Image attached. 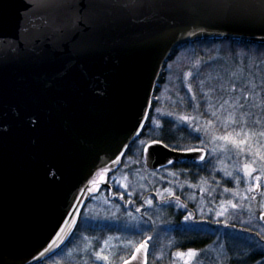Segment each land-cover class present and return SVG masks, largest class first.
I'll return each instance as SVG.
<instances>
[{"label": "water", "instance_id": "95a60500", "mask_svg": "<svg viewBox=\"0 0 264 264\" xmlns=\"http://www.w3.org/2000/svg\"><path fill=\"white\" fill-rule=\"evenodd\" d=\"M261 36L264 0H0V264H37L68 241L92 180L142 132L173 48ZM143 149L149 170L206 157Z\"/></svg>", "mask_w": 264, "mask_h": 264}, {"label": "rangeland", "instance_id": "374dc122", "mask_svg": "<svg viewBox=\"0 0 264 264\" xmlns=\"http://www.w3.org/2000/svg\"><path fill=\"white\" fill-rule=\"evenodd\" d=\"M211 47L202 44L192 51H177L167 61L169 54L162 65L155 86L158 90L154 89L142 132L129 145L118 169L104 174L110 194L103 189L98 191L100 185L95 187L96 192L86 203L67 243L37 264L58 252L46 264H104L94 257L101 248L114 264H122L120 258L128 259L150 229L158 230V236L153 239L149 264H160L162 257L168 264H184L176 254L188 249L199 253L191 264H231L233 259L239 263L248 255L255 256L256 264L264 261V240L256 235L264 234V224L257 218L264 211V136L250 135L241 146L243 151L215 139L226 134L223 120L232 111L233 99L244 96H248V101L244 109H236L237 119L260 121L245 131L264 130V57L252 47L232 49L224 43L217 44L212 52ZM223 100H228V104L221 108ZM212 111L221 117L219 121L211 115ZM243 112L251 115L242 117ZM181 116L191 118L187 128L179 120ZM178 128L186 129L190 138L199 136L196 146L207 151L202 165L194 168L193 173L177 166L147 169L143 145L163 129L166 141L180 145L171 138ZM194 128L200 132L192 131L189 135ZM245 164L255 169L251 175L245 174ZM256 185L259 190L254 192ZM148 200L152 201L151 206ZM176 231L182 239L197 236L198 247L175 249L168 234L173 236Z\"/></svg>", "mask_w": 264, "mask_h": 264}, {"label": "snow or ice", "instance_id": "6c2138e0", "mask_svg": "<svg viewBox=\"0 0 264 264\" xmlns=\"http://www.w3.org/2000/svg\"><path fill=\"white\" fill-rule=\"evenodd\" d=\"M261 40H264V36L260 37ZM234 87V86H233ZM253 88H255V85H252ZM264 90V89H262ZM189 91H192L191 87H189ZM248 91H251L250 89H248ZM255 93H253L254 95ZM248 101V96H244L243 99L240 98H234L233 99V104L231 105L232 107V111L227 113V116L224 118L223 120V128L226 132L225 135L222 136H217L215 137V139L217 140H223L228 144H231L233 147L239 149L240 151H243L242 149V145H245L248 142V139L250 138V135H260V136H264V130L259 131L258 133L256 132H249V131H245L246 128H251L252 125L254 124H258L260 123V121H251L249 122L248 120L245 119H237V113H236V109H244L246 107V102ZM228 104V100H223L221 103V108L224 107V105ZM209 107H212V105H209ZM252 107H256V105H252ZM16 115L19 117L20 113L16 112ZM211 115L213 117H215L218 121L221 119L220 116L217 115L216 111H212ZM251 113L249 112H243L241 113L242 117H247L250 116ZM191 118L188 116H181L179 117V120L181 122L184 123L185 128H187V122L190 120ZM27 122L29 124V126L35 128L39 125L40 123V117L38 114L36 113H32L29 114L27 117ZM212 122L209 121V124H211ZM160 125L157 124V127H159ZM231 127L232 131L228 132L227 129ZM236 127L240 128V131H236ZM8 128L5 127L2 123H0V135H2L3 133L7 132ZM192 131L199 133L200 129L199 128H194L191 131H189V135L192 134ZM243 136L242 139H237L236 137H241ZM196 139H199V136H196ZM143 144V141L141 142ZM157 144H162L163 147L165 148H169L170 151H183L185 153H200L203 150L200 148H195V147H185V148H181L179 145H175V146H170L168 144H163V142L159 139H153L151 141L150 144H148L147 146L144 147L143 151L144 152H148L149 148H151L153 145H157ZM199 160L200 161H204L205 160V156L204 155H200L199 156ZM168 164H173L174 161L169 159L167 161ZM245 168V174L246 175H251L253 171H255V169H249L248 165L245 164L244 165ZM107 171V169H104L103 171H101L98 174V179H93L92 180V185L93 188L95 189V187H97L99 185V183L103 182L104 180V173ZM53 177L55 176L54 173H52ZM226 175L230 176L231 173H226ZM257 180L260 179V177H256ZM122 187L127 188V185H121ZM167 191V190H166ZM225 191H229V189H225ZM249 191H251V189H249ZM148 205L151 206L152 201L148 200L147 201ZM233 208L236 207L235 204L232 205ZM137 211H140V209L138 208ZM223 213H218V215H222ZM261 218L264 219V212H261ZM190 217H185V220H189ZM64 232V229H60V232L57 233V238H61L62 234ZM257 236H259V238L261 240H264V234L261 233H256ZM148 239H151V237H148ZM56 244L55 241L52 242V244H49L48 247L45 249L44 252L41 253V256H45L47 253L52 252L53 251V246ZM108 241L105 240L104 241V245L107 246ZM58 246V245H57ZM147 248V241L141 243L138 247H136L135 252L132 253L131 258L130 259H123L120 258L122 260V264H131V261L136 260L137 259V254L141 252V250L146 249ZM104 249L101 248L100 251H96L94 253V257L96 260L98 261H103L104 264H114L113 261L110 260L108 255H104L103 254ZM178 257H180L181 259L184 260V264H191V261H193L194 259H196L199 256V253L194 250V249H188L187 252H178L176 254ZM264 255V254H262ZM145 264H146V260H145ZM257 264H264V261H258Z\"/></svg>", "mask_w": 264, "mask_h": 264}, {"label": "trees", "instance_id": "16d2710c", "mask_svg": "<svg viewBox=\"0 0 264 264\" xmlns=\"http://www.w3.org/2000/svg\"><path fill=\"white\" fill-rule=\"evenodd\" d=\"M224 43H228L229 46L232 48V49H235L236 47L238 48H242V49H247L248 47H252V48H255V50L257 51H261V55L260 57H264V44H254V43H247V42H242V41H234V40H202V41H195V42H188V43H183V44H180L179 46H177L176 48H174L172 51H171V54L169 56V58L167 59V61H169L171 59V57L174 55V53H176L177 51H181V50H187V51H192L194 48L204 44V45H211V52L214 50V47L217 46V44H224ZM230 48V49H231ZM200 49V48H199ZM229 48H226L225 50L226 51H231ZM166 64V62H165ZM164 64V65H165ZM163 65V66H164ZM186 65H183V67L185 68ZM159 82H161V78L159 79ZM158 90V88L155 89V92ZM154 92V93H155ZM186 129H183V128H178L176 129V132L178 133H174L171 135V138L175 141H179L178 143H181L179 146L183 149L185 147H197L196 144H197V140L196 138H190L187 134H186ZM180 133V134H179ZM176 134V135H175ZM146 136V135H145ZM165 137V132H164V129L161 131V134L160 135H156L154 137H151L152 139H159L161 140L162 142H164L165 144H168L170 146H175V145H178V144H171L169 143L168 141H166V139L164 138ZM238 227V225H237ZM157 231L158 230H155V229H150L149 230V233L148 235L153 237V239L158 236L157 234ZM177 232H175L174 235H176ZM178 235V234H177ZM187 241L186 240H183V243L185 244ZM186 247H192V248H196L198 247V244L196 241L192 240V241H189L187 245L185 246H182V247H178V249H185ZM151 253H152V245H151V251H150V256H149V259L147 261V264H149L150 260H151ZM59 254V252L57 254H55L53 257H51L50 259H48L47 261H45L44 263H41V264H46L48 263L52 258H54L55 256H57ZM255 256L254 255H248L244 258H242V261L241 262H236L237 260H231V264H256L255 263ZM156 264H159V263H156ZM160 264H168V262L166 260H161Z\"/></svg>", "mask_w": 264, "mask_h": 264}, {"label": "flooded vegetation", "instance_id": "af4514ba", "mask_svg": "<svg viewBox=\"0 0 264 264\" xmlns=\"http://www.w3.org/2000/svg\"><path fill=\"white\" fill-rule=\"evenodd\" d=\"M184 129V128H183ZM175 133H178V132H176L175 131ZM176 135V134H175ZM164 143V142H163ZM165 144V143H164ZM195 148H201V147H195ZM205 150V149H204ZM206 151V150H205ZM206 155H207V151H206ZM198 165H202V161H200V162H195V161H182V162H174L173 164H169V166L170 167H175V166H177L178 168H183V169H188V170H190V172L191 173H193L192 172V170H195L196 168H197V166ZM176 167V168H177ZM195 168V169H194ZM107 180V179H106ZM106 180H104L102 183L104 184L103 186H101V187H98L97 189H98V191L99 190H105L106 192H107V194L109 195L110 194V192L108 191V187L106 186V184L105 183H107V181ZM108 184V183H107ZM112 189L114 190V188L112 187ZM112 191V190H111ZM114 199H116V200H118V198L117 197H115ZM160 213V212H159ZM161 214V213H160ZM164 216H166L165 214H163ZM167 217V216H166ZM177 232V231H176ZM148 237H151V236H147V237H145L144 239H148ZM168 237H169V239L171 240V242L172 243H174V247H175V249H178V247H182V246H185V245H187L188 244V242L189 241H192V240H194V241H196L197 242V236H194V235H192L191 237H186L185 239H182L179 235H169L168 234ZM144 239H142V240H144ZM182 239V240H181ZM141 240V241H142ZM183 240H186L187 242L184 244L183 243ZM166 240H164L163 242H165ZM152 243H153V237H151V239H148V245H149V251H148V256H147V259H149V256H150V251H151V245H152ZM165 258H163L162 257V259L161 260H164Z\"/></svg>", "mask_w": 264, "mask_h": 264}]
</instances>
